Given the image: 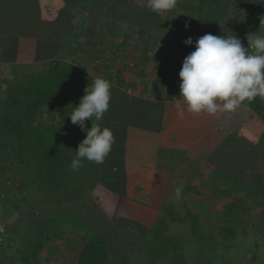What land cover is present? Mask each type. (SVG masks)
Instances as JSON below:
<instances>
[{"label":"trees","instance_id":"16d2710c","mask_svg":"<svg viewBox=\"0 0 264 264\" xmlns=\"http://www.w3.org/2000/svg\"><path fill=\"white\" fill-rule=\"evenodd\" d=\"M134 1L106 0L101 6L108 10L110 3L122 11L119 16L123 19L128 18V12L139 10L133 5ZM194 1L196 3L190 1L181 5L182 11L193 15L187 23L158 17L153 20V24L158 20L153 29L148 26L149 22L140 20L132 22L134 29L138 30L140 26L139 32L143 36H165L166 39L174 37L178 44L183 43V46L178 45V48H182L178 50V63H182L186 56L184 41L189 37L195 38L197 34L200 37L207 33L230 35L233 31L245 30V33L241 32L238 36L245 46L249 34L258 32L264 35V24L260 25L261 17H264V0H250L249 4L245 0ZM64 3V0H0L1 60L10 62L14 58L18 39L27 38L35 41L34 61L37 62L22 69L12 67L9 72L7 69L0 70V83L5 91L0 103V219L3 221L0 224V264H41L45 260L42 254L47 243L58 237L61 225L65 224L81 228L88 238L75 264H111L109 253L112 245L109 232L99 225L96 216H83L82 207L88 204L87 200L93 201L95 194H91L92 190L99 184L118 197L126 198V182L122 172L124 153L120 152L119 147L115 150L114 142L104 162L94 164L96 172L88 170V174H92L91 182L86 180L84 166L76 172L70 169L75 156L73 152L86 134L73 125L68 116L85 94L86 87H90L96 78L81 66L68 61V58L82 53L84 44L78 41L79 35ZM141 11L143 10L140 9ZM243 13L244 21L233 24L230 29H222L226 17L234 15L235 22ZM111 14L113 16L115 12L112 11ZM180 69L181 67L178 70ZM151 92L156 96V101L131 97L111 86L108 111L104 113L101 121L93 119L87 122L88 127L99 124L114 132L115 123H125L122 119L126 117H138L139 123L135 127L158 132L162 101L177 97L179 89L171 95H163L158 79L152 85ZM148 106L150 116L146 113ZM242 107L251 111L254 120L264 128V97L257 96L251 102L245 101ZM152 123L154 126L150 125ZM240 144L229 138L221 146L231 156L227 158V154L220 153L217 160V152H214L209 157L210 164H215L210 179L224 181L223 179L232 178L225 177V174L230 172L228 162L236 160L235 147ZM250 155L251 152L246 158L244 169L239 170L237 177L249 168ZM83 178L85 182L82 181ZM9 181L14 185L19 184L20 187L7 186ZM90 203L94 206L89 207L90 209L98 216L103 215L97 201ZM39 205L43 209L38 212ZM235 207L231 202L222 212H214L213 217L206 215V218H212L207 224L211 225L207 236L212 241H219L218 248L231 245L242 234L234 225L224 224V217L229 219ZM27 208L28 220L21 214ZM173 209L174 206L170 205L161 211L150 229L121 218L114 224V228L118 229L121 239H129L132 232L138 231L139 241L136 244L141 246V250L150 253L148 258L152 263V260L163 256L167 246V239L162 234L166 233L170 221L168 218L172 219L175 214ZM206 211L204 209L202 212ZM203 213L192 214L191 221L197 222ZM38 215L42 217H36ZM262 217L263 210L257 214L256 222L264 221ZM85 219L87 222H84ZM195 226L196 223L193 228Z\"/></svg>","mask_w":264,"mask_h":264},{"label":"rangeland","instance_id":"374dc122","mask_svg":"<svg viewBox=\"0 0 264 264\" xmlns=\"http://www.w3.org/2000/svg\"><path fill=\"white\" fill-rule=\"evenodd\" d=\"M104 1L106 0H64L65 7L79 35L78 41L84 44L82 53L76 54L74 58H68V61L74 65L81 66L95 78L106 79L110 82L111 86L134 97L143 99L155 98L154 100H156V96L151 92V89L152 85L156 83L158 79L160 80V87H162L161 93H163V95H171L175 90L179 89L178 86L180 81L178 78V69L182 66V63H178L176 59L180 53L178 50L182 49L178 48V45L183 46V43L178 44L179 42H177L174 37L166 39L164 38L165 36L163 38L143 36L139 32L141 27L139 26L138 30H135L132 22H137V20L149 22L150 24L148 26L152 29L153 25H157L158 23L157 20L153 24V20H156L158 17H162L166 20L175 19L179 22L186 21L187 23L192 19L193 15L182 11L181 5L190 1H195L177 0V5L173 10L157 14L152 13L151 10L147 8V0H135L133 5L137 6L139 10L128 12V18L123 19L119 16L122 11L110 5V3L108 4V10L102 7L101 5ZM249 1L250 0H245V3L249 4ZM247 4H244L245 7H247ZM60 7L61 6H58V8ZM140 9L143 11L140 12ZM112 11L115 12L113 16L111 14ZM230 12L232 13V9ZM135 17H138V19ZM233 19L234 15L226 17V22L222 26V29H230V26L233 24L244 21L245 14L243 13V16H241L238 21L233 22ZM189 26H191L190 23ZM208 28L210 29L211 27ZM184 29H186V26H184ZM241 32L233 31L232 33L238 37ZM242 33H245V30ZM152 34L154 35V32ZM199 37L200 34H197L195 38H192V46L184 45L186 56L194 51L195 41ZM4 93L3 85L0 83V103L4 98ZM240 109H244L241 110L244 111V113H249L246 112L247 109L242 106ZM146 113L149 115V106L146 109ZM237 113L234 115H232L233 113H218L210 116L212 119L211 122H215L219 129L222 127H225L224 129L227 128L226 139L223 138L224 134L221 130H215L218 136L222 137L215 151L217 152V154H215L217 160L220 158V153L223 155L227 154V150L223 148L221 144L228 141L229 138H233L236 144L240 143L243 139L241 144L235 147L237 148L236 160L228 162L230 172H227L228 175L225 174V177L231 176L233 179H223L224 181L218 178L196 180L190 182L192 186L187 188L185 192L181 191L178 197L176 195L177 187L170 190L164 188L154 190L151 196L135 197V195L134 197H127L126 195L127 199H125L128 200V202H126L127 205L125 204L126 210H124L123 206L117 201L111 204V208L115 210L109 213L101 208L104 207L102 204L100 207L99 201L102 198L104 199V197L98 195L102 194V190L111 196L115 197L117 195L108 191L103 185L99 184L95 186V190L93 189L91 193L93 194L96 191V194L93 196V201L90 199L87 200L88 204L82 207V214L84 213L83 216H96L99 225L109 232V239L112 245L109 253L111 264H264V221L261 220L256 222V216L259 211H264V147L262 148L264 142L263 140L258 142L259 150L253 153L254 136L258 128L260 129V125L253 120L249 127L251 128V134H248L247 131L246 134L241 132V136L237 135L236 131L240 125L235 126V122H233L232 119L234 116H237L236 119H239ZM122 120L125 123H115V133H112L113 135L115 134V136H113L114 142L116 143L115 150L117 151L119 147L120 152L124 153L125 158V130L128 126L138 128L135 126H138L137 123H139V118L127 119L126 117ZM127 120H129L130 123L127 122ZM132 123H136V125ZM227 123H232V125H228ZM150 125L154 126V123ZM212 127L215 128L217 126ZM240 137L243 138L241 139ZM121 147L123 151H121ZM250 152L251 155L249 158L251 157L252 165L255 161L257 162V166L254 165L251 167L253 169L256 166L258 171L255 172V175L252 176L251 179H249L248 176H246L247 178L243 176V178L242 174L238 177L241 176L243 179H236L238 178L237 174L239 170L242 171V169H244L246 158ZM231 155L232 154L228 152L227 158ZM258 161L262 164H258ZM85 162H83V166L85 167L84 173L86 174V180L91 182L92 174L88 173L90 170L96 172L94 168L95 163L86 160ZM122 165L125 182L128 183L132 181L135 186L144 190L146 188L147 177L143 176H146L147 169L128 165V168H132L129 170L128 180L125 170V159L122 161ZM214 165L215 164H213V168ZM252 171L254 172L255 170ZM211 173L213 174V170L209 172V175H211ZM82 181L85 182V179L83 178ZM6 185L13 187H17L18 185V187H20L19 184L14 185L12 181H9ZM151 187L152 182L148 191H151ZM140 198H142V200L147 199L149 207L147 203L146 205L141 204L143 202L140 201ZM95 200L97 201L98 207L102 209L101 212L103 215L99 214L100 216H98L93 209L89 208L94 207L90 202H96ZM231 202L236 207L229 219L224 217V224L234 225V228L239 230L242 234L238 235L231 245L227 244L228 246H220L221 248H218V244H220L219 241H212L207 236L210 228L209 226H211L207 224L212 218H206V215L210 214V216L213 217L214 212H222L224 207ZM170 205L174 206V218H168L171 222L169 221L166 233L163 232L162 234V237L167 239V246L163 252V256L160 258L158 257L154 261L152 260L151 263L150 258H148L150 253L147 252V250H141V246L136 244L139 241L138 236L140 233L135 231V233L132 232L130 234L131 237L129 239H121V235L118 229L114 228V224L121 218L136 222L142 226L145 225V227L150 229L154 219L160 215L161 211ZM37 207H39V210H37L38 212L40 209H43L41 205ZM145 208L151 210L144 211ZM203 208L207 210L206 213L202 212L204 210ZM28 211L29 208L22 210L21 213L26 219ZM119 213L121 216H119ZM202 213L201 219L197 222L195 221L197 226L193 228L195 223L191 221L192 214L201 215ZM36 217L41 218L42 215ZM14 218L13 216V219ZM84 222H87L86 219ZM1 223H3L2 219H0V224ZM112 227L114 230H112ZM87 239V236L84 235L81 228L67 224L61 225L58 237L47 243L42 257L52 259L53 257L51 254L53 253H69L70 256L67 260L68 264L72 260L75 264L78 254L85 245ZM46 254L47 256H44ZM42 262H44V260ZM44 263L47 262L45 261Z\"/></svg>","mask_w":264,"mask_h":264},{"label":"clouds","instance_id":"9594fccd","mask_svg":"<svg viewBox=\"0 0 264 264\" xmlns=\"http://www.w3.org/2000/svg\"><path fill=\"white\" fill-rule=\"evenodd\" d=\"M176 5L177 0H147V8L157 14L169 12ZM247 38V46L233 33H207L195 41L194 51L183 59L179 71V95L173 98L178 116L182 118L185 112L209 116L231 113L245 101L264 97V35L255 32ZM184 44L192 46V38H187ZM110 88L109 81L96 78L68 116L86 134L72 151L73 172L79 171L85 160L102 164L112 148L114 137L109 128L87 124L93 119L97 122L103 119L109 108ZM180 191L176 190L177 197Z\"/></svg>","mask_w":264,"mask_h":264},{"label":"crops","instance_id":"0c3cea01","mask_svg":"<svg viewBox=\"0 0 264 264\" xmlns=\"http://www.w3.org/2000/svg\"><path fill=\"white\" fill-rule=\"evenodd\" d=\"M34 53L35 41L33 39L20 38L18 39L15 47L14 58L10 62L5 63L0 57V70L7 69L9 72L11 71L12 67H20L22 69L27 65H34L37 63L34 61ZM129 96L134 97L132 95ZM154 99L155 98L149 100L156 101ZM241 110L244 109L238 108L234 112L230 113H233L232 115H234L235 113L239 112L237 113L239 119H236L237 116L232 117L233 122H235L234 125H240L236 131V134L239 136H241V132L246 134L248 131L247 133L251 134V128L249 127L254 120V115L251 111L247 109L246 112H249L247 114ZM211 121L212 119L210 116L203 112L198 115L188 114L185 112L184 116L181 118L177 115V108L174 99H172L162 101V110L160 113V130L158 132L142 130L128 126V128L125 130L126 150L124 158L127 179L129 180V170L132 169L131 167L128 168V165L146 168V176L143 177L147 178L146 188L144 190L139 189L132 183V181L128 183L126 182L127 197H134L135 195V197L151 196L154 190H158L160 188L170 190L177 187L181 191L185 192L187 188L192 186L190 185V182L200 179H210L211 175H209V172L213 170V165L210 164L209 157L214 154L216 148L220 144V140L222 139V137L218 136V133L215 130H221L224 134L223 138L227 136V128L224 129L225 127H222L219 129L218 125ZM228 125H232V123ZM212 126H217L218 128H213ZM254 137L255 142L252 148L253 153L256 152V150H259L258 142H261L262 140L264 142V128H261L260 126V129L258 128ZM240 138L242 139L243 137ZM242 141L243 139L241 142ZM263 147L264 144L262 148ZM248 159L250 162H248L249 168L242 174V177L248 176L249 179H251V176L255 175V172L258 171L256 167L257 162L255 161L252 165L251 157ZM258 164L262 163L258 161ZM254 165H256L253 168L255 171L252 175H250L252 173L251 166ZM239 178L240 180L243 179L241 176L236 179ZM151 182V191H148V189H150ZM101 193L103 195L99 194L98 196H103L104 199L102 198L99 201L100 207L102 204L104 207L101 208L105 212H113L115 209L111 208V204L114 202L116 203L117 201L123 206L124 210H126V202H128V200H126L127 198L125 199L118 196L114 197L103 190ZM94 194H96V191ZM140 199V201L143 202L141 204L146 205L147 199ZM147 206L149 207L148 203ZM150 210L151 209L145 208L144 211ZM119 216H121L120 213ZM44 256H47V254ZM51 256L53 257L52 259L45 257L44 262L46 261L48 264H68L67 260L69 259L70 255L69 253H53ZM44 262L41 264H47ZM69 264H74L73 260L70 261Z\"/></svg>","mask_w":264,"mask_h":264}]
</instances>
